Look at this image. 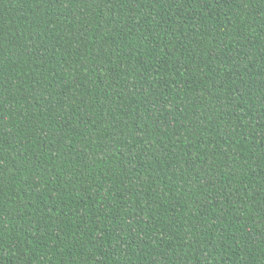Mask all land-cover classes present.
<instances>
[{
	"label": "trees",
	"instance_id": "16d2710c",
	"mask_svg": "<svg viewBox=\"0 0 264 264\" xmlns=\"http://www.w3.org/2000/svg\"><path fill=\"white\" fill-rule=\"evenodd\" d=\"M0 264H264V0H0Z\"/></svg>",
	"mask_w": 264,
	"mask_h": 264
}]
</instances>
